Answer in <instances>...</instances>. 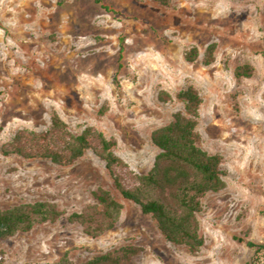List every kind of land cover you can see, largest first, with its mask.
Listing matches in <instances>:
<instances>
[{
  "label": "rangeland",
  "instance_id": "1",
  "mask_svg": "<svg viewBox=\"0 0 264 264\" xmlns=\"http://www.w3.org/2000/svg\"><path fill=\"white\" fill-rule=\"evenodd\" d=\"M210 43L214 60L203 65ZM190 47L199 56L187 62ZM189 85L201 99L198 146L221 156L226 183L200 199L196 254L123 199L90 150L66 167L2 152L56 112L76 134L93 126L113 137V152L145 173L158 152L150 133L183 111L175 95ZM98 187L123 209L114 229L91 238L65 216ZM34 201L64 216L1 240L3 264H59L64 253L80 263L126 244L141 249L132 264H264V0H0V208Z\"/></svg>",
  "mask_w": 264,
  "mask_h": 264
},
{
  "label": "trees",
  "instance_id": "2",
  "mask_svg": "<svg viewBox=\"0 0 264 264\" xmlns=\"http://www.w3.org/2000/svg\"><path fill=\"white\" fill-rule=\"evenodd\" d=\"M156 1L165 6L170 3V0ZM215 49V43L205 47L201 59L203 65L213 62ZM198 56L196 47H190L183 53L187 62L196 60ZM247 74L249 71H244L242 67L235 69L236 76ZM163 94L165 93L159 92L158 95L162 101ZM175 96L183 101V111L174 112L168 123L151 131L150 142L158 152L145 173H134L113 152L116 145L113 137L104 136L93 126H85L76 134L56 112L51 113L50 125L45 130H17L3 145L2 152L25 160L47 161L66 167L90 150L103 162L113 187L123 199L131 201L141 213L148 215L168 242L182 245L190 254H196L204 242L196 218L201 210L200 199L206 193L225 189L226 183L224 172L220 168L221 156L198 146L196 126L200 118L201 103L198 91L189 85L179 90ZM91 197V204L65 218L70 223L80 225L84 234L95 238L116 227L123 205L101 187L92 191ZM63 216L64 213L48 201L0 208V241L18 232H27L35 225L54 222ZM246 244L255 248V252L262 248V245L252 241H247ZM140 251L139 247L126 244L98 252L80 263H74L64 253L59 264H132V257ZM0 264H3L1 249Z\"/></svg>",
  "mask_w": 264,
  "mask_h": 264
}]
</instances>
